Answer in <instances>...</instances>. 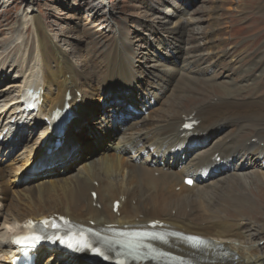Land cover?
<instances>
[{
	"label": "bare ground",
	"instance_id": "bare-ground-1",
	"mask_svg": "<svg viewBox=\"0 0 264 264\" xmlns=\"http://www.w3.org/2000/svg\"><path fill=\"white\" fill-rule=\"evenodd\" d=\"M165 6L172 9L146 39L117 30L112 47L101 56L78 53L70 59L50 41L32 9L23 28L35 31L33 58L21 65L13 53L25 39H2L0 73L15 69L11 79L23 81L0 88V102L16 94L0 103V150L17 148L28 138L26 129L37 124L43 123V131L29 148L32 165L21 169L26 157L16 167L0 161V216L9 225L0 233V264H11L10 238L20 224L54 214L106 230L108 223L124 231L147 230L146 223L157 220L165 240L154 242L158 250L150 245L158 256L193 258L198 264H264V217L255 193L264 195L262 189L251 190L254 181L264 183V95H243L240 90L250 88L234 85L190 107L178 97L165 99L176 75L195 79L210 71L204 54L220 45L214 41L219 33L215 8L209 10L207 30L191 26L199 44L182 50L178 33L190 24L171 27L182 6L164 0L152 9L161 12ZM225 53L215 52L217 58ZM24 87L42 92V103L17 126ZM104 97L118 104L98 110ZM81 98L91 107L84 109ZM64 102L76 115L65 124L60 146L47 154V142L54 141L46 135L50 115ZM188 117L198 123L187 133L181 126ZM9 135L17 140L8 142ZM187 176L193 178L191 186L183 183ZM115 200L119 206L113 212ZM36 254V264H89L55 248L41 246Z\"/></svg>",
	"mask_w": 264,
	"mask_h": 264
},
{
	"label": "rangeland",
	"instance_id": "rangeland-1",
	"mask_svg": "<svg viewBox=\"0 0 264 264\" xmlns=\"http://www.w3.org/2000/svg\"><path fill=\"white\" fill-rule=\"evenodd\" d=\"M163 1L103 0L104 3H101V0H0V45H2V39H7L6 42H10V39L16 41L17 36H20L21 39H25V43L21 44L20 51L16 50L13 56H16L15 59L19 60L21 65H24L22 63L24 60L25 63L28 62V57L33 58L35 31L30 26L27 30L23 28L25 23L27 26L30 24L27 18L32 9L38 20L44 25V33L49 36L50 41L65 50L70 59L74 61L76 59L74 55H78V53L86 57L94 54L101 56L112 47L117 30L125 35L135 34L141 39H146L148 32L153 27L152 25L160 23L163 13H168V10L172 9H168L170 6H165L161 12L152 9L156 5L163 4ZM174 1L182 6V11L179 16L174 18L175 24L170 26L175 27L181 23L190 24L187 31L178 33L179 45L182 50L187 47L188 43V45L199 44L200 40L196 32L194 34L191 32V26L199 27L198 32H201L202 29L207 30L211 25L207 21V16L209 10L214 8L216 10L214 16L217 19L215 24H219L217 25L219 33L217 37H214V41L220 45L214 51H206L204 54L205 64L210 68V71L198 75L195 79L180 78L179 75H176L164 95L165 99L168 100L170 96L171 99L178 97L177 102L190 107L201 98L210 99L212 95L221 92L222 88H231L234 85L244 90L250 88L249 91L240 90L243 95L251 92L264 95V0ZM147 40H145L144 47H147ZM31 43L34 48L29 51L28 47ZM200 45H202L201 47L204 46L203 44ZM221 50L226 51V53L221 58H217L215 52L219 53ZM9 59L7 58V61ZM14 70L6 67L0 73V88L9 83H21L23 81L19 77L14 80L11 79L15 75ZM206 92L207 94L204 95ZM14 96L15 92L10 94L5 101L0 102L1 105H5ZM82 101L81 98L80 105L84 109L91 107L89 102L85 106ZM117 104V100H107L104 97L100 100L97 109L100 110L102 105L111 107ZM7 106H9L8 103ZM4 107L9 109L11 106ZM139 112L143 113L141 109ZM42 127L43 123H40L32 129H26L28 138L22 139L17 148L10 147L7 149L6 146L1 149L0 161H11L12 165L16 167L23 162L21 159L26 157V162H23L21 169L32 165L29 163V157L33 152L29 148L34 144V139L42 134ZM26 144L29 147L26 148ZM56 168L61 167L56 166ZM257 189H262L264 195V183L254 181L251 190L255 193ZM261 196L257 192L255 193V203L256 207L259 206L257 211L264 217V197L261 199ZM261 216L258 217L263 218ZM260 218L257 220L261 222ZM2 222L3 218L0 216V233L9 227L8 224L6 227ZM7 222L10 224V220Z\"/></svg>",
	"mask_w": 264,
	"mask_h": 264
},
{
	"label": "snow or ice",
	"instance_id": "snow-or-ice-1",
	"mask_svg": "<svg viewBox=\"0 0 264 264\" xmlns=\"http://www.w3.org/2000/svg\"><path fill=\"white\" fill-rule=\"evenodd\" d=\"M26 227H27V225H26Z\"/></svg>",
	"mask_w": 264,
	"mask_h": 264
}]
</instances>
